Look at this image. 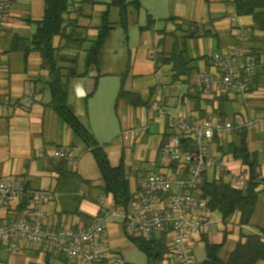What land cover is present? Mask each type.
I'll return each mask as SVG.
<instances>
[{"label": "crops", "instance_id": "0c3cea01", "mask_svg": "<svg viewBox=\"0 0 264 264\" xmlns=\"http://www.w3.org/2000/svg\"><path fill=\"white\" fill-rule=\"evenodd\" d=\"M44 9L45 0H10L5 25L0 35V105L5 107V112L0 115V180L20 179L32 192L53 193L54 201L43 207L46 214L44 220L46 226L54 229L85 227L97 217H103L107 213L111 214L114 210V199L111 195L104 194L102 190L103 182L92 154L85 151L83 144L75 139L72 130L49 107L51 100L47 87L49 74L41 69L40 55L38 53L25 55L21 43L15 39L30 40L33 37L37 30V24L44 17ZM173 12L174 15L165 20L169 18H175V20L166 22L165 30L153 31L155 24L149 31H140L144 37V44L154 49V53L149 56L150 65L145 64V59L138 57L135 53L131 66L129 64L125 73L121 75V77L126 76L125 91L138 95L142 101L139 106H132L125 102H120L117 107L115 103L114 106L118 117L122 104L126 108V114L123 115L122 121L126 128L123 139L128 136V139H124V141H131L130 147L112 146L106 148L94 128L89 127L88 129L98 143L104 147L113 167H118L121 159L124 160L130 185L131 181H134L132 193L140 179L155 173L166 172L172 167L162 154L164 145L176 135L171 118L189 116L203 120L219 117L232 122L238 117L264 120L263 67L257 70V73L260 72L259 86L248 93L244 100L240 96L231 94L206 93L195 85V79L199 74L214 73L211 56L217 52L225 53L235 47L237 36L244 29H248L252 33L247 47L257 54L264 66V34L252 32L253 19L236 16L233 0H186L184 3H177ZM87 17L89 16L83 13L81 18ZM75 18V14L70 15V19L74 20ZM149 18L153 19V17ZM185 24L192 26L193 31L200 35L199 38L187 42L189 56L196 62V69L190 78L184 76L178 82H174L172 66L156 65V59L161 54L169 52L173 44L169 38L165 44L160 42L164 39V34H172L177 26ZM81 27L90 28V37L91 34L97 35L99 26ZM204 32L209 33V36L202 37ZM60 44V38H55L54 47L59 48ZM71 52H66V57L75 55L74 52H72L73 54ZM69 62L67 60L64 65L69 67ZM144 68L148 70L146 71L148 74L154 75L158 82L150 85L133 84L131 88H127L131 72L136 70V74L134 73L131 79L138 81L144 76L142 73ZM101 76L104 74L100 71ZM100 77L98 75V79ZM88 84H90L89 77L73 81L71 92L81 95L83 91L87 90ZM97 90L95 81L93 93L87 95L86 98L79 99L94 97ZM102 106L98 104L93 108L95 118L100 116L99 120L96 119L97 129H95L97 132H99L98 128L104 129L106 125L105 119H102ZM156 107L159 108V111L155 110ZM107 109L108 106H106ZM245 131L247 132L248 149L251 153L258 154L259 173L260 177L264 178V126L259 131ZM236 134L238 132L214 139L210 150L215 157L216 165L209 169L204 181L225 182L235 189H242L245 186L249 177L247 168L241 162L234 160L232 156L220 151L221 147L225 148L236 139ZM127 149L137 153L135 156L137 162L140 158L145 160V157L149 155L150 158L147 161L150 168L142 170L128 164ZM60 150L72 151L75 156L79 151L81 157H76L75 163L69 164L68 170L76 174L82 181L89 182L88 184L60 176L57 167L60 160L53 158V154ZM112 159L117 165L113 163ZM263 189L262 185L260 190ZM25 199L29 200V198ZM25 199L7 211L1 212L0 223L11 222L23 217L32 204L30 201L29 206L20 212L19 208ZM259 204L258 198L253 217L258 215ZM213 214L215 213H212V216ZM262 218L264 219V216ZM239 223V215L228 225H225L221 220L218 223L222 227L219 231L221 241H215L210 232L209 235H206L209 242L221 244L224 235L227 234V242L232 240L236 244L242 235H251L245 234L244 230H250L249 226L252 221L248 226H240ZM213 225L215 224L213 223ZM256 226L261 228L260 231L264 236V223L257 222ZM120 229L124 231L121 220L117 217H108L109 250L119 255L123 244ZM50 257L58 259L52 254L45 253L40 247L22 246L19 256L12 259H8L3 250H0V263L9 261L16 264H47Z\"/></svg>", "mask_w": 264, "mask_h": 264}, {"label": "built area", "instance_id": "2783aa9c", "mask_svg": "<svg viewBox=\"0 0 264 264\" xmlns=\"http://www.w3.org/2000/svg\"><path fill=\"white\" fill-rule=\"evenodd\" d=\"M9 2L0 0V35ZM250 38V31L244 29L237 36L235 47L225 53H214L211 56L214 73L199 74L195 79L196 87L206 93L231 94L244 100L257 70L264 68L261 62L249 56L247 45ZM155 110L159 111V108ZM4 112L5 107L0 105V115ZM171 123L176 135L164 145L162 154L176 167L140 179L127 210L114 209L111 214L97 217L88 226L63 229L46 226L43 207L54 201V194L32 192L20 179L0 180V213L25 198H30L32 203L23 217L0 223V250L8 259L19 256L21 247L28 246L40 247L56 257L63 256L74 264H125L119 254L109 250L107 220L108 217H117L126 232H131L134 237L149 239L166 234L168 253L160 264H198L193 249L196 243L202 242L203 236L210 234L213 225L207 202L197 194L206 173L216 165L211 145L216 137L223 138L233 132L259 131L264 120L238 117L232 122L181 116L171 118ZM124 139L127 140L128 136ZM182 140L192 142L194 148L183 151L180 147ZM53 158L69 164L76 160L74 152L69 150H60L53 154Z\"/></svg>", "mask_w": 264, "mask_h": 264}, {"label": "trees", "instance_id": "16d2710c", "mask_svg": "<svg viewBox=\"0 0 264 264\" xmlns=\"http://www.w3.org/2000/svg\"><path fill=\"white\" fill-rule=\"evenodd\" d=\"M142 1L144 0H133L131 2L128 0H113L110 4H105L106 10L100 15L97 36L95 40H90V28L79 26L78 20L83 15L84 7L95 5V3L90 0H82L81 5L70 12L72 0H45L44 17L37 24V30L33 37L30 40L15 38L17 42L21 43L25 55L30 53L40 55L42 59L41 69L49 74L47 81L51 96L49 107L72 130L75 139L83 144L85 151L92 154L103 182L102 190L104 194L113 197L115 210H127L133 198L124 160L121 159L118 167L111 165L104 147L81 123L76 115L75 107L69 102V98L73 81L88 78L92 71H96L100 77L99 68L102 63V56L106 44L116 28V25L110 20L111 11L118 10L121 25L125 27L128 8L132 7L139 11ZM233 8L236 16L251 17L253 19L252 32L256 31L264 34V0H233ZM71 14L76 15L74 20L70 19ZM174 20L175 18H169L165 21ZM155 24V20L148 18L147 25L141 28L140 31H149ZM207 36H209L207 32L202 34V37ZM57 37L61 41L59 48L54 47V39ZM199 37V33L193 31L192 26L185 24L177 26L172 34H164V39L160 41L165 44L169 38L173 43L169 52L161 54L156 59V65L172 66L174 82H178L184 76L190 78L195 71L196 62L189 56L187 42ZM86 45H89L88 49H85ZM71 51L75 55L66 57L65 53ZM249 51V56L260 62L257 54L253 50L249 49ZM83 52H86V71L82 73L78 71V62ZM67 60L70 61L69 67L64 65ZM259 74L260 72L256 73L249 93L259 86ZM125 79L126 76L121 77V87L116 99V107L120 102L132 106L141 105L142 101L138 95L125 91ZM217 119L225 121L219 117ZM180 147L183 151H188L192 150L194 145L190 141L182 140ZM220 151L232 156L234 160L241 162L247 168L249 177L245 186L242 189H235L225 182L204 181L197 194L207 202L211 213L220 214L225 225L230 224L239 215V225L248 226L256 212L259 194L264 191V189L260 190V187L264 186V178H261L259 173V156L257 153L249 151L246 131L236 134V139L225 148L221 147ZM68 166L67 161H60L58 164L57 167L61 177H69L83 184L89 183L82 181L76 174L71 173ZM172 166L173 169L176 167L175 164ZM30 201V198L29 200L25 199L19 211L22 212L29 206ZM126 235L129 241L145 255L147 264L162 263L168 253L166 234L149 239L129 236L127 232ZM202 242L205 245L206 259L201 264L264 263V236L262 234L242 235L227 255H224L227 234L224 235L221 244L210 243L206 235L203 236ZM57 258L68 262L63 256H57Z\"/></svg>", "mask_w": 264, "mask_h": 264}, {"label": "rangeland", "instance_id": "374dc122", "mask_svg": "<svg viewBox=\"0 0 264 264\" xmlns=\"http://www.w3.org/2000/svg\"><path fill=\"white\" fill-rule=\"evenodd\" d=\"M91 2L96 3L95 5H87L83 9V13L89 16L87 18H80L78 20L79 26H100V15L106 10L105 4H110L113 0H90ZM129 2L133 0H128ZM82 0H72L70 12L75 10L81 5ZM184 3L186 0H145L142 1V8L139 11H136L132 7L128 8L125 27L121 25L120 15L118 10H112L110 20L116 25L115 30L112 32L111 38L106 44L103 56L102 64L100 65L99 70L104 74L96 81V88H98L94 97H88L87 99H79L74 93H70V104L75 106L76 115L81 121V123L89 129V127L94 128L100 141L103 143L104 147L110 148L112 146L119 147H130V142H125L123 135L125 134V124L123 121V115L126 114V108L122 104L119 117L117 116L114 106L118 96V92L121 87V75L125 73L127 66L133 62L135 58V53L138 57H143L145 59V64L150 65L151 61L149 56L154 53V49L147 47L144 44V37L140 34V27L147 25L148 18L153 17L156 20V25L153 31H161L167 28V23L164 21L168 17H172L174 14L173 9L177 3ZM201 2V1H199ZM96 34L90 35V40H95ZM89 48V45H86V49ZM72 53V52H71ZM73 54V53H72ZM85 60L86 52L81 53L80 61L78 63V71L85 72ZM128 71V70H127ZM136 71V70H135ZM132 71L130 78L128 80L129 84L127 88H131L133 84L135 85H150L154 82H158L155 79L154 75L148 74L146 68H144L143 77L139 78L138 81H132L131 77L135 73ZM136 74V73H135ZM75 88V86L73 85ZM102 106L101 112L103 113V118L105 119L106 125L104 129L98 128L96 126V119L99 120V117L95 118L94 106ZM106 106L108 109L106 110ZM105 109V111H104ZM81 113H84L81 115ZM104 121V120H103ZM96 128V129H95ZM128 131V130H127ZM126 131V132H127ZM127 162L128 164L141 168L142 170H147L150 168V164L147 161L148 156L145 157V160H136L135 152L127 149ZM152 155V154H151ZM91 156V155H89ZM76 157H81L79 151H77ZM92 158V157H90ZM78 159V158H77ZM114 159V158H113ZM112 159L115 165L116 162ZM93 160V159H92ZM75 163V162H74ZM164 173V172H163ZM134 188V181H131V189ZM259 208L258 215L253 217L252 223L249 226L250 230H244L245 234H262L260 231L261 228L256 226V223H264V193L259 195ZM261 214V216H260ZM212 222L213 225L211 231V237L215 241H221V234L219 233L222 228L220 224L221 216L218 213L213 214ZM255 224V225H253ZM121 237L123 238L122 248L120 250L121 257L125 260L126 264H147L145 255L139 251L128 239L125 230H121ZM129 236H133L131 232L127 231ZM213 240V241H214ZM235 243L232 240H228L226 247L224 249V255H227L234 247ZM194 257L198 264H201L206 259L205 245L203 242L196 243L193 249ZM47 264H74L73 262H66L63 259H53L48 258ZM259 264H264L263 262Z\"/></svg>", "mask_w": 264, "mask_h": 264}, {"label": "water", "instance_id": "95a60500", "mask_svg": "<svg viewBox=\"0 0 264 264\" xmlns=\"http://www.w3.org/2000/svg\"><path fill=\"white\" fill-rule=\"evenodd\" d=\"M98 78V74L96 71H93L92 73L89 74V80L90 84L87 85V90L82 92V94L77 93L78 98H86L87 95H90L93 93L94 88H95V80Z\"/></svg>", "mask_w": 264, "mask_h": 264}]
</instances>
